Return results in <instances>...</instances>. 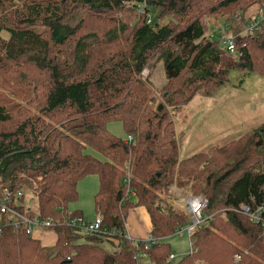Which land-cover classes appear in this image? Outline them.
<instances>
[{
	"label": "trees",
	"instance_id": "1",
	"mask_svg": "<svg viewBox=\"0 0 264 264\" xmlns=\"http://www.w3.org/2000/svg\"><path fill=\"white\" fill-rule=\"evenodd\" d=\"M122 2L0 0V187L36 188L37 213L53 218L57 234L44 246L0 207V264H137L138 253L151 264H264L261 227L239 210L264 199V122L180 159L175 123L167 111L155 112L153 82L142 77L149 61L162 60L172 106L213 92L233 70L264 76V23L238 39V59L204 36L205 17L227 23L239 10H264V0H149L170 15L151 24ZM125 9L132 15H117ZM114 120L124 137L109 129ZM90 174L100 182L95 211L106 230L86 239L64 215L84 216L69 206ZM186 180L207 198L210 217L192 233V253L173 263L167 239L189 218L168 193ZM138 206L148 210L157 239L148 249L125 237Z\"/></svg>",
	"mask_w": 264,
	"mask_h": 264
},
{
	"label": "rangeland",
	"instance_id": "2",
	"mask_svg": "<svg viewBox=\"0 0 264 264\" xmlns=\"http://www.w3.org/2000/svg\"><path fill=\"white\" fill-rule=\"evenodd\" d=\"M139 2H143L146 6L150 7L149 13L144 15L145 18L157 20L160 23L169 21L170 15H159L162 12V9L155 10V8H153V6L149 3V0H139L138 2H135L134 0H123L122 3L124 4V7L126 5L127 7H130L132 11L137 13L136 5L139 4ZM251 11L252 12L249 14H245L243 12L244 15L240 25L245 24L249 20L253 19L254 16L261 13V9L257 6ZM127 12L128 10L125 9V11L117 13V15L123 16ZM262 12H264L263 9ZM128 13L131 14V12ZM223 20L224 19L216 16L205 17V30L211 34L215 33V36L219 35L221 32H225L226 35H233L236 34V32L239 34L242 33L243 27L240 28L239 25L233 24V22H231L233 18L227 23ZM148 64L149 65L142 72V77L149 78L153 82V93L155 97V100L152 103L153 107L156 108L157 103L159 101L162 102L165 107V111L170 114L172 121L175 123L180 159H184L195 153L203 152L204 150L206 151L210 148L228 143L232 139L240 137L242 134H245L246 131L251 130L252 128L260 125V123L264 122L263 75H257L256 73L241 75L239 71L233 70L229 74V82L223 84L221 87H217L213 92H205L207 90L202 89L200 90L201 92L196 93L189 101H186V103H178L170 106L165 101V96L168 95L169 92H167V78H165L164 64H162V60H151ZM11 83L13 86L18 85L14 82ZM18 86L21 85L19 84ZM26 89L27 87L25 90ZM1 91L5 92L4 90ZM8 95L9 98H13L18 103L22 102V98L11 94ZM108 127L114 134L124 137L125 133L123 124L120 121L114 120L113 122H109ZM87 177L89 176L87 175ZM85 178L80 180L79 183H86L87 180L92 178V176L84 182L83 180ZM191 184L192 181L186 180L183 183L182 190H180L175 184L172 187L173 191H169L168 193L171 197L169 201L173 203L175 207L180 208L183 212H186V214H188V218L189 212L186 208V202L190 196H196L189 190ZM99 186L100 182L98 183V189ZM86 202L88 209L84 212L87 218H89L92 217L91 211L95 207V202L90 198H88ZM70 206L73 207V205ZM70 206L69 210L73 211L74 209H71ZM97 215L98 212L96 213V216ZM222 216L225 217V214H222ZM81 217L85 218V216ZM52 228L53 227H49L45 229L53 230ZM177 230L178 229H176L173 235L169 236L167 239L170 243L171 252L176 255L173 263H178V261L190 251V237H188L187 234H178ZM81 234L84 235L82 237L86 239L90 235ZM130 240L133 241L134 239ZM107 247L111 251L115 250L109 245H107ZM138 262L140 264H151V259L146 253H140L138 256Z\"/></svg>",
	"mask_w": 264,
	"mask_h": 264
},
{
	"label": "built area",
	"instance_id": "3",
	"mask_svg": "<svg viewBox=\"0 0 264 264\" xmlns=\"http://www.w3.org/2000/svg\"><path fill=\"white\" fill-rule=\"evenodd\" d=\"M137 4V3H136ZM135 4V5H136ZM136 11L140 15H146L150 11V7L146 6L145 3L139 2L136 5ZM243 11H237L233 16V24L239 25L242 28V33L233 35H226L225 32H219L220 34L215 36V33L211 34L207 30H204V36H206L211 41L216 40L218 43V47L220 49L226 50L229 52L234 59H238L240 57V50L237 44L238 39L243 35H252L257 32L260 28L261 24L264 23V12L259 15L254 16L253 19L249 20L245 24L240 25L243 19ZM147 23L151 24L154 20H150L146 18ZM134 137L131 135L128 136L127 141L133 140ZM128 173V171H127ZM124 181H129V173L126 175ZM133 193V192H132ZM38 191L36 188L23 185L18 191L15 193L12 192L8 187L1 188L0 187V207L1 211L6 212L10 211L14 216H17L16 222H14L15 226L19 224H23L27 228L28 234H34L36 229H45L49 228L53 225V218H45L42 219L37 213V206L39 204L38 199ZM207 198L202 195L190 196V198L186 202V208L189 212V222L185 226L179 228L177 230L178 234H187L190 237V251L192 253V243L193 237L191 236L194 231L198 228L205 225L206 221L209 219L205 211V206L207 205ZM13 205V206H12ZM15 205V206H14ZM239 210L243 212L250 220L254 223L258 224L261 227L262 235L264 236V199L263 201L256 203L255 198L253 197L251 202L248 204H241ZM22 210V211H20ZM67 224L71 227H76L79 232L83 234H94L99 233L100 231L106 230V228H102V216L98 213V215L92 219L87 220L81 216L70 217L68 214L64 215ZM1 231V229H0ZM126 238L128 234H125ZM156 238H154L151 234L144 240L145 241V249L156 242ZM140 253H138V256ZM176 258L175 254L169 256V260H174ZM241 259V254L236 253L234 256V262L236 263ZM137 264H140L139 262ZM196 264H206L204 261H201Z\"/></svg>",
	"mask_w": 264,
	"mask_h": 264
},
{
	"label": "crops",
	"instance_id": "4",
	"mask_svg": "<svg viewBox=\"0 0 264 264\" xmlns=\"http://www.w3.org/2000/svg\"><path fill=\"white\" fill-rule=\"evenodd\" d=\"M92 178H90L91 176ZM88 175L89 177L85 178L83 181L85 182L88 178L92 180H87L86 183H79L78 190H79V199L72 203L70 206L71 209H80L83 212L85 218H87L84 211H87V200L88 198L94 201V195L98 190V176L94 174ZM176 186L182 190V186L176 184ZM171 192L173 189L171 188ZM91 207V206H90ZM92 208V207H91ZM90 208V210H91ZM97 211H95V207L91 211V216L87 219H93L96 216ZM126 232L130 239L134 240H145L151 234V219L148 210L144 206H138L132 208L130 212L127 222ZM33 236L42 242L43 245H54L57 239V234L54 230L51 229H36Z\"/></svg>",
	"mask_w": 264,
	"mask_h": 264
},
{
	"label": "water",
	"instance_id": "5",
	"mask_svg": "<svg viewBox=\"0 0 264 264\" xmlns=\"http://www.w3.org/2000/svg\"><path fill=\"white\" fill-rule=\"evenodd\" d=\"M155 112L157 114H163L165 112V107L162 102H158L155 108Z\"/></svg>",
	"mask_w": 264,
	"mask_h": 264
}]
</instances>
